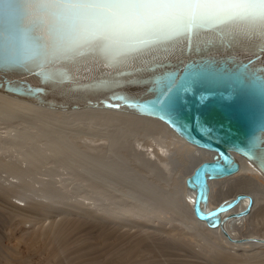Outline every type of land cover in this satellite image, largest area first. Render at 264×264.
Returning a JSON list of instances; mask_svg holds the SVG:
<instances>
[{
    "label": "rangeland",
    "instance_id": "374dc122",
    "mask_svg": "<svg viewBox=\"0 0 264 264\" xmlns=\"http://www.w3.org/2000/svg\"><path fill=\"white\" fill-rule=\"evenodd\" d=\"M3 108L0 109V136L18 127L14 124L21 120L32 127L24 129L23 138H19L17 144L0 142V264H264V249H251L255 252L253 256L250 253V256L226 258V252L219 254L221 245L235 250L225 241L220 244L216 235V231L221 234L219 229L196 222L194 215L195 219L187 216L183 201L184 179L203 158V153L200 152L199 157L196 152L200 149L182 138L173 136L163 143L157 134L155 138H146L152 134L149 131H145L148 132L146 137H138L137 131L127 132L133 128L116 133L114 131L121 130L122 125L113 126L109 118L89 121L85 118L81 123L79 119L75 122V118H64L65 121L48 118L46 127L43 123L46 119L39 120L21 111L11 118L6 115L9 110ZM41 125L47 128L44 134L39 132ZM75 134H79L78 137ZM71 136H75L77 147L73 148L76 153L61 158L67 165L61 159V162L52 159L53 152L44 150L55 138L62 141L66 137V142H73L74 138H68ZM66 142L70 146L74 144ZM161 143L172 152L170 155H162ZM152 150L155 152L151 156H156L158 161L151 162L153 166H150L147 153ZM20 152L37 157L38 166L31 168V174L14 186L10 182L17 179L2 161L20 164ZM243 173L264 183L257 172ZM49 178L57 188L55 192L37 189L41 187L38 179ZM243 178L244 175L231 177L225 189L232 188ZM107 179H111V185L105 182ZM2 186H12L13 190L6 192ZM104 187H109L110 192L104 191ZM219 187H215L213 206L221 201L217 196ZM252 191L264 197L258 189ZM230 193L226 191L220 198L223 200L231 196ZM97 198H102L103 202ZM35 201L42 203L41 209L25 207ZM16 204L23 209L20 215L12 211L11 206ZM252 212L244 228L239 230L240 234H264V200H259Z\"/></svg>",
    "mask_w": 264,
    "mask_h": 264
},
{
    "label": "water",
    "instance_id": "95a60500",
    "mask_svg": "<svg viewBox=\"0 0 264 264\" xmlns=\"http://www.w3.org/2000/svg\"><path fill=\"white\" fill-rule=\"evenodd\" d=\"M7 3L0 0V91L50 107L106 106L165 121L187 141L212 151L184 179L194 191V215L239 240L224 222L246 213L249 203L224 213L252 197L238 192L207 207L209 181L236 172L240 156L259 170L264 163V35L208 26L126 57L108 60L83 50L44 62L27 45L20 20L7 11Z\"/></svg>",
    "mask_w": 264,
    "mask_h": 264
},
{
    "label": "snow or ice",
    "instance_id": "6c2138e0",
    "mask_svg": "<svg viewBox=\"0 0 264 264\" xmlns=\"http://www.w3.org/2000/svg\"><path fill=\"white\" fill-rule=\"evenodd\" d=\"M6 8L20 20L27 45L44 62L83 50L108 60L126 57L208 26L264 35V0H8Z\"/></svg>",
    "mask_w": 264,
    "mask_h": 264
},
{
    "label": "bare ground",
    "instance_id": "6f19581e",
    "mask_svg": "<svg viewBox=\"0 0 264 264\" xmlns=\"http://www.w3.org/2000/svg\"><path fill=\"white\" fill-rule=\"evenodd\" d=\"M98 56V54H97ZM72 65V63H71ZM5 108L7 109L6 111L9 110V112L6 114L8 115L9 117H13L15 115V113L20 112L21 113H26V114H29L30 115H33L34 118L36 116L37 119L40 120L41 119H46L43 121L44 125L46 126V123L47 120H49L50 118L51 119H58V120H62L64 118H67V120H70V118L74 119L75 122H77V120L79 119L78 122H83L85 121L84 119H86V121H89V119L93 118V119H96L98 120L99 119H105V118H109L110 119V123L114 126L115 124L119 123L121 126H119V128L121 130H115L114 132L118 133V132H126L125 129H129V128H133V129H129L127 130V132L129 134H132L133 132L137 131V135L138 137L144 135L147 133L148 135V132L145 133V131H149L150 133H152L151 135L149 134V136H145L146 138H149V137H153L155 138L156 134L158 135V139L163 142V143H166L165 141L173 136H177V137H180L182 138L183 140H185L187 143L197 147V149H200V150H197L196 154L199 155V157H201V153H203V158L202 159H207L209 158L211 155H212V151L211 150H208L206 148H203V147H200V146H197L189 141H187L183 136H181L180 134H178L173 128H171L165 121L161 120L160 118L158 117H155V116H150V115H146V114H140V113H136V112H131V111H125V110H120V109H116V108H111V107H106V106H82V107H74V108H56V107H50V106H46V105H42V104H39V103H35V102H32L28 99H25V98H21V97H18V96H15V95H12V94H8L6 92H3V91H0V109L1 108ZM3 108V109H4ZM2 109V111H3ZM1 111V110H0ZM5 111V110H4ZM28 112V113H27ZM25 114V115H26ZM17 115V114H16ZM20 115V114H19ZM11 117V118H12ZM16 118V117H15ZM33 118V117H32ZM31 118V119H32ZM49 118V119H48ZM69 118V119H68ZM83 118V119H82ZM77 119V120H76ZM107 119V120H109ZM13 120H15L13 118ZM66 119H64L65 121ZM82 120V121H81ZM24 121V122H22ZM91 121V120H90ZM123 121V122H121ZM40 123L42 121H39ZM68 122V121H66ZM70 122V121H69ZM93 122V120H92ZM99 125H101L100 121H98ZM15 126H18L16 128H10V130L8 129L4 135L0 136V142L3 143V142H7V145L8 143L11 144H17L19 143V138H23V132H25L24 129L28 128V126H30L29 122L25 121V120H21L20 122H17L16 124H14ZM44 125H41V129L39 130L40 133H43L44 134V130H47L46 127L48 126H44ZM49 125V124H48ZM103 125V124H102ZM23 126V127H22ZM50 126V125H49ZM74 126V125H73ZM32 127V126H30ZM51 127V126H50ZM105 127V126H104ZM118 127V126H117ZM87 128V127H86ZM38 129V127H37ZM36 129V130H37ZM57 129V128H56ZM93 129V128H92ZM140 129V130H139ZM81 130V129H80ZM102 130V129H101ZM99 130V131H101ZM33 131V130H32ZM31 131V132H32ZM61 131V130H59ZM63 131V130H62ZM109 131V130H108ZM55 132V131H54ZM64 132V131H63ZM63 132H60V133H63ZM131 132V133H130ZM47 133V132H46ZM45 133V135H46ZM72 133V132H71ZM71 133H68V135H70ZM115 133V134H116ZM74 134V133H73ZM54 135V134H53ZM78 135L79 134H75ZM118 135V134H116ZM125 135V134H124ZM51 136V135H49ZM58 136V135H57ZM61 136V135H60ZM48 137V136H47ZM53 137V136H52ZM114 137V136H112ZM66 137H63V139H61L62 141H60L58 138H55L54 140L52 139L50 142H48V147H46L44 150H46V153L47 151H51L53 152L54 156L51 157L52 159L54 160H59L66 156L67 158V155L70 154V153H76V149H73L74 147H77L75 144H76V141H75V136H71V137H68V138H74V141L72 143L69 142L70 144H72L71 147L69 144H65V140L64 139ZM104 138V137H103ZM120 138V137H119ZM48 139V138H47ZM78 139V138H77ZM112 139V138H111ZM49 140V139H48ZM73 140V139H72ZM115 140V139H114ZM118 139H116L117 141ZM3 141V142H2ZM65 141V142H63ZM66 142V143H67ZM120 143V142H119ZM161 143V146L160 147V152H162V155H170L172 152L166 148V146ZM46 144V143H45ZM116 144V143H115ZM6 144H4L5 146ZM70 147H69V146ZM102 146V145H101ZM104 146V145H103ZM7 148H9L8 146H6ZM5 147V148H6ZM94 147V146H93ZM35 148V147H34ZM37 149V148H36ZM96 149V148H95ZM22 150V149H21ZM43 150V149H42ZM70 150V152H69ZM30 152V151H28ZM37 152V150H36ZM50 152V153H51ZM155 151L152 150L151 152H148V157L147 159L150 161H147V164L150 165V166H153V164H151V162H154V161H158V159L156 158V156L152 155V153H154ZM176 154H177V151H174ZM173 152V153H174ZM21 153V152H20ZM38 153V152H37ZM45 153V152H44ZM45 153V154H46ZM41 154V153H40ZM43 154V153H42ZM41 154V155H42ZM52 154V155H53ZM21 159L18 158L21 162L20 164H17L15 162H10V161H2V163L4 164L5 167L8 168V170L11 171V173H13L12 175L15 176V178L17 179L16 181H11L10 183L13 184L14 186L19 184V182L23 180V178L25 176H28V173L29 170L34 169V167H37L38 166V158L35 157V156H27L26 153H21ZM47 155V154H46ZM51 155V156H52ZM71 155V154H70ZM83 155V154H82ZM173 155V154H172ZM171 155V156H172ZM178 155V154H177ZM38 156V155H37ZM174 156V155H173ZM79 157V156H78ZM81 157V156H80ZM46 158V156H45ZM65 158V157H64ZM71 158V157H70ZM73 158H77L76 156H74ZM71 158V159H73ZM240 167L239 169L236 171V172H233L229 175H226V176H223V177H219V178H213L211 179L209 182H210V192H209V199H208V204H207V207H212V200H213V197L215 196V187L217 185H220L219 187V192L217 194V196H219V199L222 200V198H220V196H222V194L226 191H229L231 192L229 197L225 198V199H228L232 196H235L238 192H244L246 193L247 195H250L252 197V205L250 206V209L244 213V214H241V215H238V216H230L228 217L225 222H224V227L227 229V231L229 232V234L236 238V239H239V240H231L229 239L220 229L219 226H215V227H210L206 224V222L203 220V219H199L197 218L193 211H192V201H193V196H194V191L190 188H188L186 185H185V196L183 198V201H184V209L186 208V211L188 212L187 213V216L189 217H194V219L196 220V222L198 223H205L206 226L210 229H219L221 231V234L218 233V231H216V235H217V238L218 240H220V244L223 243V241H225V243L227 245H231L232 247L231 248H234L235 252L234 251H231L229 250L228 248L224 247L223 245H221L222 249H219L218 250V253L221 252L223 254V252H226V258H234L236 256H250V253H253L251 254L252 256L255 254V252L251 249H255L257 248L258 250L259 249H264V234H257V233H244V234H240L239 233V230L244 228L245 226V223H246V218L251 215L253 212V208L255 206V204H257L260 201H263L264 200V197H258L257 196V193H253L252 189H258L259 191H261L262 193H264V183L261 182L258 178L256 179V177H253L252 175H250L249 173H243V172H248V170L252 171V172H257L259 173L260 177L262 178V180H264V173L259 170L252 162H250L249 160H247L246 158L240 156ZM140 159V158H139ZM201 159V160H202ZM62 160V159H61ZM76 160V159H75ZM74 160V161H75ZM82 160V159H81ZM246 160V161H245ZM63 163L65 162V159L62 160ZM72 161V160H71ZM86 161V160H85ZM61 162V161H60ZM91 163V162H89ZM178 163V162H177ZM37 164V165H36ZM66 164V163H64ZM63 164V165H64ZM69 164V162H68ZM67 165V164H66ZM86 165V164H85ZM143 165V164H142ZM147 165V166H148ZM158 165V164H157ZM168 165V163H167ZM70 166V165H69ZM98 167V166H97ZM166 168V166H165ZM52 169V168H51ZM74 169V168H73ZM96 169V168H95ZM99 170V168H97ZM158 169V168H157ZM176 169V168H175ZM107 170V169H105ZM112 170V169H111ZM34 171V170H33ZM76 172V171H75ZM108 172H111V171H108ZM107 172V173H108ZM113 172V170H112ZM111 172V173H112ZM80 173V172H79ZM107 173H104L105 175ZM110 173V174H111ZM31 174V173H30ZM42 174V173H41ZM93 174V173H92ZM115 174V173H114ZM48 175V173H47ZM90 175V174H88ZM103 175V174H102ZM104 175V176H105ZM241 175H244L245 178H243L241 181H239L236 185H234L232 188L230 189H225L227 183H229L228 181L231 179V177L233 178H237ZM101 176V175H100ZM108 176V175H106ZM105 176V178H107ZM110 176V175H109ZM108 176V177H109ZM113 176V175H112ZM115 176V175H114ZM54 177V176H53ZM112 178H115V177H112ZM36 179V178H35ZM27 180V179H25ZM111 180V179H110ZM109 179H107V181L105 182H109V184L111 185V181ZM115 180V179H114ZM124 180V179H123ZM52 181V179L49 178L48 179H38L37 182L41 183V187L39 185V188L37 187V189H44L45 188V192H48V193H52V192H55L56 191V187L53 186L52 183H50ZM54 181V179H53ZM238 181V180H237ZM15 182H17L15 184ZM56 182V181H55ZM21 183V182H20ZM1 184V183H0ZM49 184H52V186H48ZM119 184V183H118ZM2 185V184H1ZM0 185V186H1ZM116 185V184H115ZM131 185V184H130ZM102 186V184H101ZM107 186V185H106ZM48 187H51V188H48ZM228 187V186H227ZM33 188V187H32ZM47 188V190H46ZM114 188V187H113ZM2 189H4V191L8 192L9 190H13L12 186H9V187H5V186H2ZM146 189V188H145ZM104 191H107V192H110V188L109 187H104L103 188ZM142 190V189H141ZM181 190V189H180ZM214 190V191H213ZM182 191H180L181 193ZM115 194V193H114ZM107 195V194H106ZM111 195V194H110ZM113 196V195H112ZM115 196V195H114ZM26 197V196H25ZM97 197V196H96ZM110 197V196H109ZM137 197V196H136ZM160 197V196H159ZM27 198V197H26ZM99 198V197H98ZM97 198V199H98ZM143 198V197H142ZM102 198H100L99 201H101ZM152 199V198H151ZM33 200V199H32ZM142 200V199H141ZM145 200V199H143ZM182 200V199H181ZM103 201H101L102 203ZM27 203V202H26ZM219 203V202H218ZM248 203V198L247 197H244L243 199H241L240 202L236 203L233 207H231L228 211H226L224 214H227L228 212H231V211H235V210H239V209H242L244 206H246V204ZM29 204V205H28ZM25 205V207H31L34 209H41L42 207H40V205H42V203H38V202H30ZM141 204H144V203H141ZM160 204V203H159ZM83 205V204H81ZM84 206V205H83ZM118 206V205H117ZM12 207V211L18 215H20L23 211L21 205H13L11 206ZM120 207V206H119ZM140 207V206H139ZM100 209V208H98ZM148 211V210H147ZM186 214V213H185ZM107 215V214H105ZM103 215V216H105ZM194 215V216H193ZM108 216V215H107ZM110 218V217H109ZM200 220V221H198ZM202 221V222H201ZM113 225V224H111ZM110 225V226H111ZM54 226V225H53ZM52 226V227H53ZM52 230V229H51ZM50 230V231H51ZM54 231V230H53ZM52 233V231H51ZM53 234V233H52ZM238 236H242L241 238H239ZM227 239H226V238ZM232 242V243H231ZM212 243V242H211ZM210 243V244H211ZM236 244V245H233ZM239 244V245H238ZM216 247V245H214ZM156 247V246H155ZM247 247H251L250 249H245ZM213 249V247H212ZM215 249V248H214ZM217 253V254H218ZM220 254V253H219ZM220 256V255H219ZM222 256V255H221ZM225 255H223L224 257ZM219 258V257H218ZM221 258V257H220Z\"/></svg>",
    "mask_w": 264,
    "mask_h": 264
}]
</instances>
